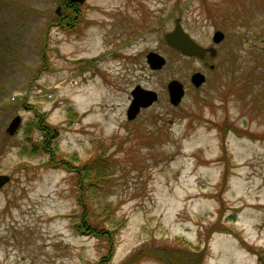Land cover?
Wrapping results in <instances>:
<instances>
[{
  "label": "rangeland",
  "instance_id": "obj_1",
  "mask_svg": "<svg viewBox=\"0 0 264 264\" xmlns=\"http://www.w3.org/2000/svg\"><path fill=\"white\" fill-rule=\"evenodd\" d=\"M59 5L0 0V174L10 176L0 264H125L138 250L126 264H172L143 251L169 254L164 246L190 249L196 264H264V0H85L75 33L57 24ZM177 18L216 55L169 46ZM149 51L166 59L161 69ZM194 72L205 76L199 87ZM172 79L185 90L176 106ZM136 85L158 97L129 121ZM38 143L75 164L113 155L110 192L76 189ZM82 200L115 208L102 231L111 238L73 228Z\"/></svg>",
  "mask_w": 264,
  "mask_h": 264
},
{
  "label": "trees",
  "instance_id": "obj_2",
  "mask_svg": "<svg viewBox=\"0 0 264 264\" xmlns=\"http://www.w3.org/2000/svg\"><path fill=\"white\" fill-rule=\"evenodd\" d=\"M58 3L62 6L63 14H65V18H70V2L68 0H57ZM70 21V19H67ZM42 116V114H41ZM43 117V116H42ZM44 118V117H43ZM40 122H42L40 120ZM40 122L37 125L36 122V129H41L43 135L47 137H52L54 134H56L53 129H49L48 126L44 124L43 126H40ZM43 125V124H42ZM247 133V132H246ZM248 134V133H247ZM47 141V140H46ZM33 147L34 150H41L43 152H47L49 154L47 166L48 167H60L63 168L68 174L71 175L74 181V185L76 189L78 188L80 191H88L95 193V190L101 192L102 187L106 184L107 185V191H104L103 193L110 192V186L112 184L111 175L113 171L115 170V163L116 158L111 154H104V155H98L94 158H91L87 160L86 162L75 164V162H71L70 160H66L62 156H58V152L54 149V147L46 148L44 149V143L41 144H33L31 145V148ZM78 191V190H77ZM83 195V194H82ZM79 197L81 195L79 194ZM79 208L81 210V213H73L71 214V218H74L71 220L73 223V228L80 233L85 231V233H91L93 236H96L98 238H111L112 232L107 230V236L105 235L103 231L104 224L111 223V215L114 214L115 208L110 207L108 203L99 205L98 208L94 207V205H88L86 206L82 200L79 201ZM101 211V212H98ZM101 217H105V219L100 220ZM116 227V224L114 225ZM214 226V225H213ZM212 226V227H213ZM214 228V227H213ZM79 229V230H78ZM105 230V229H104ZM106 236V237H105ZM165 249L169 251V254L167 253H159L158 249H151V248H145L143 251L147 250V253H149L148 256L155 255L157 253H154L153 251H157V257H161V260L164 262H173L172 264H196L197 258L195 256L192 257V253L190 249L186 247H167L164 246ZM141 249V248H139ZM111 253V252H110ZM140 250L134 252L131 254L126 260L127 262H133L135 261V258L140 255ZM144 254V253H143ZM143 255L139 256L138 258H141Z\"/></svg>",
  "mask_w": 264,
  "mask_h": 264
},
{
  "label": "water",
  "instance_id": "obj_3",
  "mask_svg": "<svg viewBox=\"0 0 264 264\" xmlns=\"http://www.w3.org/2000/svg\"><path fill=\"white\" fill-rule=\"evenodd\" d=\"M83 2L84 0H71ZM60 11V6L56 8V13ZM224 38L223 32L217 30L213 33L212 41L217 44ZM164 39L169 46L185 55H194L198 58H203L206 52L210 56H215L217 50L214 46L203 47L196 43L190 35L182 28L180 19L175 20L174 27L171 31L165 33ZM165 58L156 51H149L146 54V62L151 69H160L165 64ZM205 76L201 72H194L190 81L195 87L203 84ZM167 92L170 103L173 106L178 105L184 96V87L182 82L177 79H172L167 83ZM131 100L126 109V118L133 120L140 112L141 108L149 107L157 100V93L152 89H145L140 85H136L130 92ZM21 122V117L15 115L9 122L6 132L13 135ZM10 181V176L7 174H0V189Z\"/></svg>",
  "mask_w": 264,
  "mask_h": 264
},
{
  "label": "flooded vegetation",
  "instance_id": "obj_4",
  "mask_svg": "<svg viewBox=\"0 0 264 264\" xmlns=\"http://www.w3.org/2000/svg\"><path fill=\"white\" fill-rule=\"evenodd\" d=\"M69 2H70V12H71V14H70V18H68V19H70V21H69V25H68V28H69V30L72 32V33H75V32H77L78 31V24H80L81 22H82V15H80V6L82 5V3H84V1L83 2H78V1H71V0H68ZM60 6V11L58 12V13H56L58 16H59V20H58V22H57V24L59 25V26H62V25H64V23H63V21H68V20H65L66 18H65V16L63 15V12H62V6L61 5H59ZM63 15V16H62ZM57 25V26H58ZM207 55H209V53L208 52H206V54L204 55V57L202 58V59H204V58H206V56ZM144 109H147V108H144ZM143 108L142 109H140V112H139V114L144 110ZM138 114V115H139Z\"/></svg>",
  "mask_w": 264,
  "mask_h": 264
}]
</instances>
